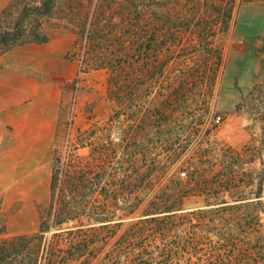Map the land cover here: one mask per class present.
<instances>
[{"label":"rangeland","instance_id":"rangeland-1","mask_svg":"<svg viewBox=\"0 0 264 264\" xmlns=\"http://www.w3.org/2000/svg\"><path fill=\"white\" fill-rule=\"evenodd\" d=\"M13 1L0 0V13ZM21 1L34 4L37 0ZM247 6L264 9V0H58L54 12L42 19L46 43L51 37L71 42L63 57L69 79L52 170L59 159L64 162L72 155L89 157L93 147L117 148L124 124L127 149L140 155L141 174L153 165L145 156L162 159L157 170H151L150 182L186 181L191 164L213 175L229 168L226 161L230 157L239 156L230 167L244 169L252 177L254 187L247 188L245 196L253 197L259 179L255 170L264 169V34L254 42L258 59L252 77L240 83L234 94L222 92L231 59L249 49L236 31L237 19ZM99 8L98 20L117 29V33L115 37L109 34L104 41L95 39V47L89 37ZM123 9L126 12L121 19ZM119 34L125 39L123 47L116 38ZM103 47L115 57L126 58L123 101L117 99L119 82L111 70L97 63ZM262 204L264 210V192ZM206 206L204 199L191 198L186 208ZM1 207L0 202V264H33L38 250L39 262L44 263L50 241L56 244L53 254L61 258L70 254L67 249L72 238L83 236L78 233L80 220L76 219L63 224L58 234L50 229L42 238H17L35 235L39 215L29 229L21 230L20 221L9 219ZM115 215L118 218L124 214L118 210ZM260 217L264 226L263 212ZM129 221H122L119 236L125 233ZM219 222L206 224L217 227ZM195 223L197 220L191 224ZM70 229L73 234H69ZM109 230L90 234L103 235L104 239ZM261 231L264 234V227ZM175 236L169 232L167 240L174 241ZM110 247L105 244L100 248L103 256L109 254ZM74 253L77 257V251ZM85 255L89 258L88 253ZM79 261L82 258L66 264Z\"/></svg>","mask_w":264,"mask_h":264},{"label":"trees","instance_id":"trees-1","mask_svg":"<svg viewBox=\"0 0 264 264\" xmlns=\"http://www.w3.org/2000/svg\"><path fill=\"white\" fill-rule=\"evenodd\" d=\"M57 1L37 0L29 4L14 0L1 12L0 55L27 43H46L48 36L42 19L54 12ZM122 11L121 19L126 12ZM94 15L89 38L95 46L92 41L107 40L109 34L115 37L117 29L98 20L100 8ZM236 31L249 49L243 56L231 59L225 76L227 84L225 82L222 87L223 95L234 94L238 85L248 82L253 75L257 55L254 42L264 34V9L245 7L237 19ZM116 38L122 47L125 46L123 35ZM101 49L97 63L111 70L115 81L119 82L117 99L123 101L126 58L115 57L104 47ZM121 127L123 139L117 148L111 145L104 149L93 147L89 157L72 155L68 161H57L51 175L50 199L38 205V230L33 236L17 238H42L50 229L58 234L63 224L76 219L80 220L76 226L78 233L83 236L72 238L67 249L70 254L61 258L53 254L56 244L50 241L45 262H39L38 250L33 264H66L75 262L78 257L82 258L79 264H264V234L261 231L264 226L260 217L264 213V169L255 170L259 179L251 198L245 195L247 188L254 187L252 177L244 169L230 167L239 156L225 158L226 165L230 163L229 168L213 175L191 164L192 171L186 181L150 182L151 170H157L162 159L145 156L153 165L151 170L141 174L137 159L140 155L127 149V128L124 124ZM191 198L204 199L206 208L187 209ZM118 210L123 211L122 217H116ZM125 219L130 220L127 230L119 236L118 229ZM193 220L197 223L191 224ZM216 220L221 221V225L206 224ZM188 221L192 222L187 224ZM185 225H189L188 229L183 227ZM108 228L111 230L104 239L103 235L90 234ZM69 231L73 234V230ZM169 232L176 234L172 243L167 240ZM105 244L111 247L109 254L103 256L100 248L102 250ZM71 250L77 251V257ZM86 252L89 258L85 257Z\"/></svg>","mask_w":264,"mask_h":264},{"label":"crops","instance_id":"crops-1","mask_svg":"<svg viewBox=\"0 0 264 264\" xmlns=\"http://www.w3.org/2000/svg\"><path fill=\"white\" fill-rule=\"evenodd\" d=\"M68 41L51 37L0 57V202L21 230L33 225L38 205L51 196L52 153L69 79L63 69Z\"/></svg>","mask_w":264,"mask_h":264}]
</instances>
